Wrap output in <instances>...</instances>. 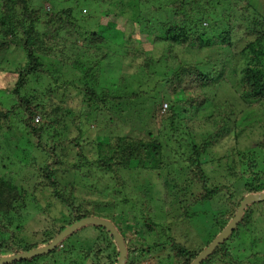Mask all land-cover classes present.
<instances>
[{
  "label": "trees",
  "instance_id": "16d2710c",
  "mask_svg": "<svg viewBox=\"0 0 264 264\" xmlns=\"http://www.w3.org/2000/svg\"><path fill=\"white\" fill-rule=\"evenodd\" d=\"M255 1L240 0L241 4H245L239 7L233 4L234 0H162L164 5L161 8L151 7L156 14L161 11V16L155 19L154 28L157 30L150 26L152 24L148 25L147 20L142 32V35L151 36L149 41L153 55L133 53L143 61L144 74L139 78L142 85L135 87L140 92L143 88L140 97L144 96L145 101L132 108L138 97L128 95L125 90L117 91L118 84L111 90L95 83L97 74L93 72L107 59L108 54L103 52H98L91 64L78 62L69 68L62 64L65 70L62 77L70 68L81 73V77L75 81L80 86L69 83L58 86L60 90L69 88L65 101H56L52 96L55 91L49 87L36 95L42 99L29 96L26 89L31 78L46 75L49 82L57 83L56 78L47 75L42 60L56 52L58 37L73 26L76 18L68 8L52 13L43 23L36 13L29 10L28 0H0V61L13 47H18L23 53L22 63L14 70V85L8 90L14 104L8 109H0V154L9 159L17 158L21 163L17 166L30 167H22L21 185L0 173V258L46 247L66 227L85 218H97L111 222L122 237L126 246L124 264H192L232 221L245 197L264 193V141L257 142L254 152L252 147L249 149V144H246L243 152H236L233 145L231 149L224 150L222 156L218 151L222 149V141L227 136L234 143L242 135V138L245 136V131L253 133L257 129L264 136V16L256 13ZM128 3L135 12L132 18L135 22L139 21L142 5L147 1L131 0ZM251 10L252 15L248 17ZM241 19H246L244 28L241 27ZM85 21L82 18L80 23ZM39 28H42V33ZM70 40V53L84 47L83 40ZM89 41L91 45L98 46L104 43V38L101 34L91 33ZM90 44L87 41L84 52L88 53L89 49L94 51ZM53 48L56 50L53 51ZM59 52L63 53L62 50ZM121 53L122 50L117 51L120 56L125 55ZM200 54L205 56L198 60ZM83 65L87 66L86 73H82ZM70 77L73 80L75 74ZM149 80L154 83L150 84ZM225 95H232L233 102L225 101L222 98ZM235 101L245 109L239 110V119L234 114L235 110L238 112ZM63 103L64 107L61 105ZM125 110H130V116L138 110L142 118H146L143 121L146 125L153 123L154 133L148 132V138L144 140L110 134L109 131L108 134L95 135L87 144L83 143L86 123L96 122L104 112L110 115L107 126H112L114 120L111 116L121 119ZM66 118L72 119L71 124L78 131L73 138H68L63 132ZM180 126L185 130L184 137L187 136L188 141L182 137ZM8 140L17 144L13 153ZM84 146L90 159L84 154ZM71 151L75 152L79 165L100 173L102 177L99 181L113 182L114 188H122L123 174L133 171L157 173L164 183L182 180L177 186L174 200L183 202L184 199V202L208 208L200 217L207 228L201 237L196 234V239L188 240L187 231H182V238L178 239L177 231L170 233L168 224L164 226L149 220L146 230L153 233L158 228L160 232L156 236L163 237L170 247V255L166 256L164 262L159 257L152 258V251H161L163 245L154 243L152 247L137 248L123 228L108 215L110 213L102 215L96 210L92 212L83 206L82 201L76 202L74 183L80 180V175L69 181L58 179L57 171L64 165L61 159L70 155ZM261 153L263 159L255 163V154L260 156ZM36 157H39V162L35 160ZM237 159L242 165L239 173ZM209 166H215L216 171L223 167L226 171L232 170L228 177H234L241 192L236 193L238 189L231 191L230 186L226 185L230 182L226 183L225 179L223 183H214L211 175H208V171L211 172ZM85 178L88 181L91 176ZM63 186L65 189H62ZM195 189L200 191L196 195L192 192ZM168 195L170 193H166L165 189L163 203H166ZM41 199L47 205L50 201L59 204L62 222L52 220V228L41 235L44 241L27 246L15 245V234H19L22 227L20 212L27 203H32L40 207V213H44L46 206H42ZM189 203L184 207L167 206V212L163 214L168 215L172 207L173 213L190 209ZM213 203L215 210L211 208ZM104 207L112 208L113 205ZM256 207H264V201L248 205L232 234L201 264H264V228L258 232L252 229L261 222ZM147 211L151 213L153 210L148 208ZM186 212L190 214L184 215L183 220L197 218L198 213ZM82 228L90 229L97 236L96 242L102 240L101 233H108L99 226L87 225ZM78 231L67 235L47 254L11 264H37L39 260L52 261V264L62 260L73 264L75 254L70 246L68 253L58 251H63L67 247L64 242ZM51 233L54 235L49 236ZM245 236H249L245 244L234 242ZM189 241L194 244L190 249L187 248ZM101 242L103 251H106L104 248L109 247V243ZM239 245L249 250L248 257L234 258L232 248ZM99 247L101 245L94 244V251L91 248L80 251L85 259L92 256L91 264H116L117 247L112 250L108 248L105 254Z\"/></svg>",
  "mask_w": 264,
  "mask_h": 264
},
{
  "label": "rangeland",
  "instance_id": "374dc122",
  "mask_svg": "<svg viewBox=\"0 0 264 264\" xmlns=\"http://www.w3.org/2000/svg\"><path fill=\"white\" fill-rule=\"evenodd\" d=\"M128 1L131 0H28L29 10L36 13L39 16L40 21L43 23L48 19L49 16H51L52 13L55 14L68 8L73 11L76 20H73L72 27L66 29L62 36L58 37L56 46L57 50L53 48V51L56 50V52L51 54L49 58L42 60L45 65L44 68L45 71H47V75L50 74L51 77L53 76L54 79L56 78L57 83L53 84L51 81L49 82L48 76L46 75H39L38 78L29 79V84L26 89L27 94L29 96L34 95L35 98H39L36 95L43 92L44 88L49 87L50 90L55 91L53 92L52 96L55 97L56 101L59 103L65 101L69 88L60 90L58 86L64 83L80 86L79 83L75 81L81 77V73H79L80 70L73 71L70 68V71L66 72L65 74V76H68V78L65 76H63V78L62 74L65 72V70L62 64L65 63L66 65H64L68 68L71 64L78 62L83 64L87 62L91 64L95 61L93 58L96 55H99L98 52H103L108 54L107 59L102 61L94 70L93 74H97L95 83L101 85L102 88L111 90L114 89L115 85L118 84L117 91L120 92L125 90L128 95H134L135 97H138L135 102L133 101L134 104L132 108H134L136 104H143L145 97H140V95L144 90L141 88L142 92H140L136 88V85H142L139 84V78L142 74H144L142 73L143 61L140 58L135 57L133 53L136 51L137 53L142 52L144 56H150L151 54L153 55L151 47L152 43L149 41L151 36H147V34L142 35V32L145 29L147 20V24H152L150 26L154 30H157L154 28L156 27L155 19L156 17L161 16V11L156 14L153 10H151V7H154V9L161 8L164 5V2H162V0H139L142 3L147 1V3L142 5L143 8L139 17V21L135 22V20L132 18L133 15H135V12H133L130 9V6H128ZM233 4L242 7V5L245 3L243 2L241 4L240 0H234ZM254 5L256 8V13L258 15L261 14L264 16V0H257L255 1ZM252 12V10L248 12V17H251ZM235 14H237V12H235ZM82 18L87 20L83 22L84 24L80 23ZM245 21L246 19L240 20L241 27L245 26ZM42 31V28H39V32L42 33ZM91 33L101 34L104 38V43L98 46L91 45L89 41V36ZM73 38H75L76 41L83 40L84 47L87 45L88 41L90 47L94 51L89 49L88 53H86L83 51L84 47H82L80 50L74 49L70 53L69 48L72 44L70 39ZM84 38L86 40H84ZM60 50H62V54H60ZM118 50H122L121 54L125 55L120 56L117 54ZM208 54L210 55V52ZM203 56L200 54L198 60L202 59ZM22 61L23 53L18 47H13V49L11 48V51L0 61V109H8L10 105L14 104V100L12 99L8 90L12 88L15 82L14 70L16 67L18 68ZM90 64L87 66L89 67ZM87 66L83 65L81 67L83 69L82 73H86ZM72 74H75L73 80L72 77H70ZM68 80H71L73 83L69 82ZM149 82L150 84L154 83V81L151 80H149ZM222 98L224 100L226 99L230 103L234 100L232 95H225ZM61 105L64 107V103ZM235 105L238 112L235 110L234 114L236 119H239L241 116L239 114V110L245 111V109L243 105L236 101ZM137 108H140V106ZM102 113V115L97 117L96 122L93 121L90 124L86 123L84 127L87 128L84 133V144L89 143V140L93 139L95 135L101 136L108 134L109 131L110 134L129 135L144 140L148 138V132L154 131L153 123L146 125L147 123L145 124L143 122L146 120V118H142L141 113H139L138 110L132 116H130V110H125V112L121 114V119L120 117L117 118L111 116V118L114 120L112 126H107V121L110 118V115L104 112ZM254 115L257 116L258 114ZM71 121L72 119L66 118L64 122L65 127L63 128V132L68 138H73L78 134L77 129L72 126ZM180 128V132L182 133L181 135H183L182 137L185 138V141H188V137H184L185 130L182 129V126H180ZM244 134L245 136L242 138V135L240 140L235 143L233 140H231L230 136H227L222 141V149H218L220 156L223 155L224 150L231 149L232 145L235 147L233 149H235L236 152H243V150L245 151L246 149H244L246 144H249V149L252 147L254 152L256 150L255 146L257 142L264 141V136H262L260 131L257 129H255L253 133L250 131H245ZM8 142L11 143L10 149L13 153L15 149L14 146H17V144L12 140H8ZM225 142L227 143V146ZM83 148L84 154L90 159V155L87 152L86 146ZM0 157H2L0 159V173H2V175H4L7 179L15 181L17 184L21 185L20 182L22 179V174L24 173L22 171V167L24 166L23 163V166H17L18 163L21 164L17 158L14 159L10 157L9 159L1 154ZM254 159L255 163H257V161L263 159V154L261 153L260 156L255 154ZM35 160L37 162L40 161L39 157H36ZM61 160L64 162V165L57 171V176L60 181H69L70 179L74 178V176L76 177L80 175V180L74 183V197L76 202L82 201L83 206L92 212L96 210L102 215L110 213L108 215L112 216L114 221L123 228L124 233L127 234L128 238L131 240L130 242L136 244L137 248L152 247L154 243H159V246L163 245V248H160L161 251L159 249L155 252L152 251V258L159 257V259L164 262L166 256L170 255V247L169 244L165 243L163 237L156 236V234L160 232L158 228H156L155 232L153 233L146 230L145 226L148 224L147 222L149 220L154 221L156 224H163L164 226L168 224L170 226V233L177 231L178 239L182 238V231H187L188 240H193V238L196 239L195 235L197 234L200 236L203 230L207 228V224L202 222L200 217L202 212H206L208 208L205 209L203 206L200 207L196 204L184 202V199H182L183 202H177L174 200V197L177 195L176 192H178L177 186L181 184L182 180H178L177 182L166 181L167 183H164L163 178H160L159 174L157 173H136L133 171L128 174H123L124 186H122V188H114L113 182L104 183V181H99V178L102 177L100 173L94 172L91 169L79 165L74 151H71L70 155L64 156ZM3 164L4 166L1 168ZM236 165L238 167L237 171L239 173L242 169V165L238 159L236 160ZM243 165H245V162ZM24 167L30 168L27 165ZM208 168V170H211V172L208 171V175H211V179L214 181V183H223L222 181L225 179L226 183L230 182L226 185L230 186L229 189L231 191L238 189L236 193L241 192V189L239 190L238 187L239 185H236L234 177L233 179L228 177V174L231 175L230 173H232V170L228 169L226 171V168L223 167L222 169L216 171L215 166H209ZM212 170H214V173ZM20 172L21 174H19ZM88 175L91 176V179L88 180L91 181L90 183L85 178ZM175 179L178 178L176 177ZM94 187L96 188L94 189ZM62 189H65V186H63ZM165 189L166 193H170V195L166 197V203H163L162 195ZM192 192L194 195H196V193L200 191L195 189ZM40 193L37 194L39 197L41 195ZM44 195L45 197L48 196L47 194ZM169 200L170 203L167 204ZM41 202H43V207L46 206L44 213H40V207H36L32 203H27L26 207L20 212L21 215L19 216V221L22 227L19 234H15V245L27 246V244L32 245L34 242L37 243L39 240L40 242L44 241L42 240L43 236L41 235L46 230H50L52 228V220L56 219L59 220V222H62V214H60L61 208L59 204L57 205L53 201H50V203L47 205L42 199ZM187 203H189L188 205L190 207V209H186L187 211L190 210L191 214L198 213L196 219L183 220L184 215L188 216L190 213H184L186 210L173 213V207L170 209L171 213L168 212V215L163 214V212H167V206L170 207L173 204L184 207V205ZM213 204H211V208L215 210L216 206ZM104 205H113V207L105 208ZM148 208H152L153 211L151 213L148 212ZM62 209L64 208L62 207ZM255 211L259 212L261 222L252 229L258 232L262 231L264 228V207H256ZM101 234L102 235H100V238H102L103 241H107L110 245L109 247L106 246L104 248L106 251H103V244L101 242L102 240L100 242H96L97 236L92 234L90 229L81 228V230L79 229L77 233L70 236V238L64 242L67 247L63 251L59 250L58 253H68L71 251L69 248L70 246L75 254L73 264H91L92 256L88 259H85L83 258V253L81 251L85 252V249L88 248H91L92 251H94V244L96 246L101 245L99 249L103 254L108 252V248H111V250L112 248H116V244L114 243L113 239H111L112 237L110 234L106 232ZM52 235L54 234L51 233L49 236ZM248 239L249 236H245L241 240L234 242L245 244L244 242L248 241ZM196 241L198 242V240ZM191 243L192 242L188 244V249L194 246V244L192 243V245ZM164 247H166L165 250ZM232 254L234 258L243 259L249 256V250L246 247L239 245L236 248H232ZM55 262L56 264H67V262H63L62 260ZM37 264H52V261L39 260Z\"/></svg>",
  "mask_w": 264,
  "mask_h": 264
},
{
  "label": "water",
  "instance_id": "95a60500",
  "mask_svg": "<svg viewBox=\"0 0 264 264\" xmlns=\"http://www.w3.org/2000/svg\"><path fill=\"white\" fill-rule=\"evenodd\" d=\"M261 201H264V193L257 195H249L245 197L243 201L240 203L237 213L235 217L232 219V221L209 245V247L197 256V258L192 262V264H201L203 260L207 258L219 244L223 243L232 234L235 227L239 223L246 207L250 204ZM87 225L99 226L105 229L110 234L114 243L116 244L118 251V258L116 264H124L126 260V246L124 244L122 237L117 232L116 228L111 222L97 218H85L80 221H77L76 223L66 227L48 246L34 249L19 255L0 258V264H11L19 260H27L30 258H35L47 254L53 251L56 248V246L59 245L67 235H70L74 233L76 230Z\"/></svg>",
  "mask_w": 264,
  "mask_h": 264
}]
</instances>
